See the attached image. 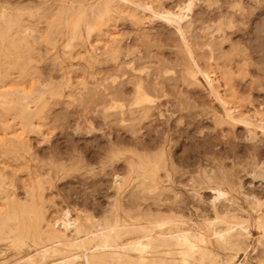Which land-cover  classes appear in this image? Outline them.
Masks as SVG:
<instances>
[{
    "label": "rangeland",
    "instance_id": "obj_1",
    "mask_svg": "<svg viewBox=\"0 0 264 264\" xmlns=\"http://www.w3.org/2000/svg\"><path fill=\"white\" fill-rule=\"evenodd\" d=\"M91 1L0 0V264H31L27 257L56 232L66 244L75 236L58 221L66 208L94 222L120 213L113 180L122 174L123 152L134 149L151 154L164 146L183 174L170 195L190 204V225L201 224L197 213L212 199L204 173L228 176L240 185L236 194L251 191L264 200V131L216 121L223 111L201 76V84H187L189 64L180 58L174 27L132 7L110 5L100 18L72 13V5ZM145 1L174 10L184 0ZM186 19L196 61L211 71L216 89L239 114L264 117V0H193ZM108 73H119L115 83L125 80L121 105L108 107ZM136 75L162 82L151 94L164 104V116L152 108L156 114L147 119L128 120L139 104L126 80ZM250 228L239 248L213 253L212 264H264L259 233Z\"/></svg>",
    "mask_w": 264,
    "mask_h": 264
},
{
    "label": "bare ground",
    "instance_id": "obj_2",
    "mask_svg": "<svg viewBox=\"0 0 264 264\" xmlns=\"http://www.w3.org/2000/svg\"><path fill=\"white\" fill-rule=\"evenodd\" d=\"M184 1L177 9L173 10L161 7L156 8V6L153 7L145 0H93L87 3V7L80 2L76 3L71 6V10L73 14L78 12L76 15L86 12L89 16L91 15L92 18H100L109 9L110 5L124 8L132 7V10L141 9L148 12L149 17L158 20L162 19L167 24L172 25L178 37H175V39H179L181 44L179 48V52L181 53V55L179 54L180 58L189 64L186 71L189 76V82L187 80L185 81H187V84L191 85L190 87H192V85L197 86L201 84L199 80V76H201L208 87L209 94L213 96L217 101L216 103L219 104L223 111V117H216L217 120H215L218 123L223 121L232 124L235 122L242 123L250 133H253L255 129L264 131V117L253 120L247 115L239 114L238 112L241 110L237 112L238 109L235 107L238 105L231 106L228 98L218 91L219 87L216 89L215 85L219 86V84H214L216 80L212 78L210 74L211 71L205 69L207 67L203 66L205 68H202L201 65L198 64V58H195L193 52V50L196 49L195 44L197 45V43H194L193 46V43L189 41L190 38L188 39L185 32L187 28L184 29V23L191 10L193 0ZM209 42L207 43L209 44ZM169 57H171V54H169ZM175 58L178 59V55H176L174 59ZM225 63L227 62L225 61ZM122 64L125 63L123 62ZM122 64H120V67H122ZM190 64L192 65L190 66ZM209 68L210 67H208V69ZM113 70L115 69H112V71ZM222 70L225 71L224 69ZM121 71L122 68L119 72ZM228 72L229 69L226 73ZM108 74L110 79L108 81L109 84L106 86L107 90L105 92V97L108 100V107H112L123 99L121 96H123L127 88H124L126 85L125 80L119 79V82L117 81V83H115L116 76L120 77L119 73L118 75L116 73ZM141 78L137 76V78L131 77L129 80H126V82H131L133 84V102L139 104L138 108H134V110H131L128 114H133V119H131L132 117L127 119L130 121L135 119V121L138 120L139 122L142 119H147L154 113L152 112L153 110H151L152 108L157 109L158 117L164 116L163 107L160 108L164 104L158 103L157 101V103H154L155 97L152 98L153 91L155 93L156 90L162 88V82L159 81L157 77H151L145 80ZM229 86L228 84V88ZM118 96L121 99L118 98ZM107 100H105V102H107ZM183 100L184 99L181 98V102H183ZM146 102L154 104L144 105L143 103ZM176 102L179 103L178 101ZM119 105H121V103H119ZM259 106L261 107V105ZM253 108L257 107L255 106ZM124 112L123 110V113ZM154 114H156V112ZM125 118L126 117L123 119ZM135 138H137V136ZM163 148L164 146L162 148L160 147L157 152L151 154L148 152L142 154L135 149L127 152L124 149L126 152H123L122 174L114 176L113 180L115 188L119 189V193H121L119 200L120 209L118 208L120 213L115 211V217L111 216L114 214L113 213L110 215L111 218L106 217L102 222H94L88 214L83 215V213H78L72 216L69 209H64L58 221L65 230L72 228L75 236L69 239L66 244H62L56 232V235L53 234V239H50L48 242L38 247V252L30 254L27 257L28 261L31 264H212L211 260L213 253L216 251L235 247L239 248L251 234V226L256 227L259 233L257 242L261 246V249L264 250V200L251 191L244 192L241 190V194H236V192H240L237 188L240 187V185L235 186V184H232L233 182H231L232 180L230 181V177L228 176L227 178L217 173H204L203 182L206 183V188L213 191L212 199L206 209L197 210V212L199 211L197 214L201 217V224L196 226L190 225V223H188L191 219L189 215L193 213L189 211L190 204H188V202L180 203L175 196L176 194L174 196H172L173 194L170 195V192L176 190V185L183 183V174L176 169L173 160L167 155ZM259 174V176H264V173ZM192 187L194 186L192 185ZM193 207L196 208V206ZM185 209L188 210V216L184 213ZM117 212L119 214H116ZM66 249L72 251L62 254L50 261H44L43 259L47 253L56 252L60 254ZM37 256H39L38 259L36 258ZM229 264H242V262H237L235 259H232Z\"/></svg>",
    "mask_w": 264,
    "mask_h": 264
}]
</instances>
